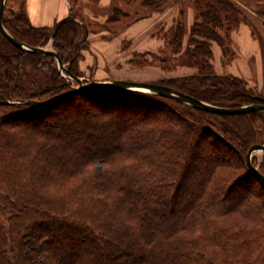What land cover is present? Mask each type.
<instances>
[{
  "label": "trees",
  "instance_id": "trees-1",
  "mask_svg": "<svg viewBox=\"0 0 264 264\" xmlns=\"http://www.w3.org/2000/svg\"><path fill=\"white\" fill-rule=\"evenodd\" d=\"M141 1L146 12L134 21L181 0ZM192 1L197 17L191 45L178 56L186 57L177 64L197 67L199 74L182 87L163 85L218 107L264 104V96L248 90L245 81L213 74L211 44L217 42L224 54L230 52V34L242 23L245 7L254 10L264 27V0H236L240 5L231 0ZM179 15L168 31L161 30L175 51L181 50L186 34L183 12ZM75 16L73 12L54 27H36L22 9L9 20L3 16V24L29 47H43L53 35L54 50L64 64L75 47L86 43L77 40L80 26L85 25ZM1 47L8 55L0 65V101L13 103L0 105L4 109L0 116V264H264V183L247 166L250 147L264 144L257 129L264 113L217 115L142 92L136 94L146 105L118 101L110 105L103 97L131 92L121 90L82 91L45 106L16 103L46 101L70 92L75 83L66 81L55 65L58 79L53 88L40 93L23 89L26 79L20 63L16 65L12 58L22 62L48 57L53 63L56 59L16 48L0 31ZM73 55L80 57L79 52ZM151 63L132 62L136 67ZM68 68L81 77L75 62ZM208 81L214 82L211 91L201 86ZM225 90L229 97L224 99ZM60 104L64 106L58 108ZM172 104L181 108L183 122L166 120V128L159 130L149 119L161 110L176 114ZM95 111L107 115L105 128L113 130L105 133V141L90 125L99 116ZM194 111L225 118L236 131H223L201 120L194 129L188 122ZM9 124L13 126L3 129ZM171 130L181 133L177 142L149 147L139 143L140 135L146 143L157 134L169 139ZM135 132L137 137L132 136ZM66 139L81 147L65 144ZM215 144L226 147L230 152L226 156L238 161L236 171ZM96 163L103 167L92 171ZM253 163L264 175V159L254 158ZM203 165L206 172L195 180ZM179 204L184 209L177 215Z\"/></svg>",
  "mask_w": 264,
  "mask_h": 264
},
{
  "label": "rangeland",
  "instance_id": "rangeland-1",
  "mask_svg": "<svg viewBox=\"0 0 264 264\" xmlns=\"http://www.w3.org/2000/svg\"><path fill=\"white\" fill-rule=\"evenodd\" d=\"M231 1L237 3L236 0H231ZM27 2L28 0H6V7L3 16L7 20H9L14 15L19 14L20 11H22V9L27 10L26 7ZM68 2L71 4V7L73 8L72 11L76 15L75 18L79 22L85 25V26L83 25L80 26L78 30L79 34L77 40L83 41L85 39L86 43L84 46L81 45L79 48L76 47L74 48L73 54L79 52L80 57L74 59V55L71 54L70 59L64 63V66L66 67V69H69L68 68L69 65L72 62H75L77 65V69L81 74V78L86 79L84 81L85 83H89V81L104 82L107 80L119 79V80H129L134 82L155 83L160 85L173 83L175 86L182 87L181 85L185 83L184 81H188L189 79L196 77L199 74V69L197 67L188 66L186 64H182V65L177 64L179 63V60H182V58L186 57L183 56L180 58L178 56L185 54L189 50V47L191 45L190 43L191 27L195 23L197 17L196 11L194 9V2L192 0H181L179 4L169 6L166 10L159 13H155V14L164 13L168 9H173V8H175L177 11L176 18H174L171 21L172 23H169L167 25L162 24L159 27H157L155 30L153 38L159 40L160 48L158 51L155 52L148 51L145 53H130L129 52L130 43L125 42L124 40V42L122 43V48H120V50L115 47L114 48L110 47L107 50L106 54H97L96 52H94L92 49L93 43L95 41H98L100 43H102L103 41H108L110 43V42H115L114 40H117L116 43H118L119 39L118 38L115 39V37L118 36V33L120 32L121 34L124 30H126L128 27H130L132 24L136 22L134 20L137 16H140L144 14V12H146V10L142 7V1L115 0L114 7H111L110 9L99 7L98 5H96L97 3L96 0H92L89 2L87 0H68ZM180 11L183 12L182 18L186 28V34L183 40L181 50L178 49L177 51H175L167 43V39L165 38L166 32L164 31H168L170 27L175 23L176 19L179 18ZM253 11H254L253 9L250 10L247 7H245V9L243 8V12H242L243 21L230 34L229 43L231 50L229 53L224 54L223 49L220 47V45L217 42L211 43L215 51V58L213 55V59H212V64H213L212 72L215 76H219L222 78L225 76H231L239 80L241 79L247 83L246 88L248 90H251L255 94L258 95L261 94L264 96V27L262 23L257 19L256 14ZM124 13H127L128 16H125L126 14ZM68 16H71V14ZM148 18L150 17L144 19H148ZM162 29H164V31H161ZM221 34L225 36L226 33L224 29H222ZM53 38L54 36L52 35L48 39V41L43 45V47L54 50L56 44ZM0 53H2V56L0 57V65H1L2 62L4 61V56L8 55V50L5 47H1ZM140 54H144L143 55L144 58H140L137 56ZM112 57L115 58L116 60L115 61H112V59L110 60V58ZM12 59L16 65H18L19 63L21 65V66L18 65L20 68V72L22 74L21 76L25 77L26 79V81H22L23 89H28L30 90V92L32 91V92L40 93L43 91V89L48 90L49 88H53V86L55 85V82L58 79L53 70L55 65H56V69H58V71L60 72L57 60H54L55 62L53 63L52 59L48 57H45L44 59L25 58L22 60V62L20 59L17 58H12ZM39 59H41L42 61ZM145 59L149 62L152 61V63L144 67H136L135 65L132 64L134 60L138 62H140L141 60V62L142 61L144 62ZM163 60H165L166 63H164ZM60 74L66 79V81H74L75 84L73 86L78 87V82L75 79L70 78L69 73L67 71H62V73L60 72ZM205 84L206 85L204 86L201 85V86L206 87V91L209 90L211 91L212 88H214V82L212 81L205 82ZM50 93L51 92L43 95V97H47L48 95H50ZM136 93H141V92L131 91L123 94H111V95L105 94L106 96L103 97H106L105 100L109 101L107 103L110 105H116L117 103H115V101H118L119 104L140 103L141 105H146V102L143 99H140ZM225 94L226 96L223 97L224 99L225 97L226 98L229 97L228 92L226 90H225ZM92 97L93 96L91 95L89 96L91 100ZM172 105L176 106L175 104ZM62 106L64 105L60 104L58 108ZM171 109H173V107ZM173 111L176 114L170 115L167 112L164 111L162 112L161 110V112L159 111L157 115L152 116L149 120L151 122L152 121L156 122L159 130L162 131L166 128V125L164 124V121L166 120H171L176 123L182 124L184 119V114L182 113L181 108L176 106L174 107ZM3 112L4 109L0 108V116L2 115ZM95 113H98L99 116L97 115L98 117L95 118V121L93 119L90 125L96 128L97 132L101 133L102 136L104 135V138L102 140L105 141L106 136L108 137V135H106L105 133L111 131L113 132V130L112 129L110 130L109 128H105L106 127L105 118L107 119V115H105L104 112L95 111ZM190 115L192 116V119H189L188 122L189 124L192 125L194 129H197L196 126L197 121L201 120L203 124H207L208 126L219 128L220 130L222 129L223 131L224 130L236 131V127L232 123L226 121L225 118L212 116L205 112H199V111L191 112ZM67 121L69 123L72 122L73 125H76V121L73 118L70 119L68 118ZM19 125H23V124L19 122L17 126ZM12 126L13 125L11 124L5 125L3 126V129L10 128ZM257 129L260 132V141L264 142V122L259 123L257 125ZM138 133L139 132H135L132 136L137 137ZM170 133H169V139H168V135L167 136L165 135L167 137L166 138L164 135L157 134L151 141H149L151 143H146V141L143 140L144 136L141 135H140V140L139 139L138 140L140 144H144L149 147L151 146L150 144L152 143L153 144L163 143V141L168 142V140L177 142L181 138L180 132H173L171 130ZM234 140L236 145H240L238 139H234ZM64 142H66L65 144L69 146L72 145V147L73 146L77 147V149L81 147L80 143H77L74 140L66 139ZM213 147H217V151L221 147L219 153L223 154L225 158L228 157L227 158L228 160L227 159L226 160L227 162L232 164L231 165V168L233 167L232 171H236L237 169L234 168L235 167L234 165H237L238 161L234 158L230 159L231 155L226 156V153L228 152L227 148L216 144ZM255 158H257V160L261 162L264 159V153L257 154ZM205 166L203 165L202 168L199 170L198 175L194 177L195 180H198L199 176L201 178V176H203V173L206 172L207 169ZM102 167L103 166L96 163L94 169L91 170L92 171H94L95 169L99 170L100 168L102 169ZM47 174L48 173H46V175ZM237 175L238 174H236V178L238 177ZM244 189L245 187L243 186L242 193ZM163 198L165 197L160 196L158 199H163ZM236 202L238 203V201H235L232 203V205H236L237 204ZM183 209L184 207L179 204L175 207V213L179 215L180 213H182ZM232 220L234 219L232 218ZM46 264H54V262L50 261V262H46Z\"/></svg>",
  "mask_w": 264,
  "mask_h": 264
},
{
  "label": "water",
  "instance_id": "water-1",
  "mask_svg": "<svg viewBox=\"0 0 264 264\" xmlns=\"http://www.w3.org/2000/svg\"><path fill=\"white\" fill-rule=\"evenodd\" d=\"M6 7V0L1 1L0 5V31L4 35V37L9 40L13 46L16 48L23 50V51H30L32 53L37 54H46L53 56L58 61L59 70L67 71L69 73V77L75 79L78 82V87H74L70 92L52 97L46 101L37 102V101H22L16 103H25L28 105H37V106H45L58 100L63 97H67L69 95H74L78 92L88 91V90H121V91H139L145 92L150 94L159 95L171 100H175L181 103L188 104L196 109L207 111L217 115H244L254 112H262L264 113V104H252V105H245L237 108H225V107H218L212 104L203 102L198 100L186 93L177 91L169 86L155 84V83H147V82H134V81H127V80H108L104 82H97V81H89V83H85L86 79L81 77H76L70 73V69H66L64 66L59 54L52 50L47 49L44 47H29L25 43H22L14 36H12L8 30L5 28L3 24V14ZM64 20V19H63ZM13 102L10 101H0V105L2 104H12ZM264 153V144H255L252 145L247 153V166L248 168L253 171L264 183V175L260 172L259 167L254 165L253 160L257 154Z\"/></svg>",
  "mask_w": 264,
  "mask_h": 264
},
{
  "label": "crops",
  "instance_id": "crops-1",
  "mask_svg": "<svg viewBox=\"0 0 264 264\" xmlns=\"http://www.w3.org/2000/svg\"><path fill=\"white\" fill-rule=\"evenodd\" d=\"M87 1L89 2L92 0ZM114 1L115 0H96V5L102 8L110 9L111 7H114ZM26 7L29 19L36 27H54L58 22L73 13V8L68 0H28ZM176 14L177 11L173 8L168 9L164 13L153 14L148 19L143 18L138 20L121 34L120 32L118 33V36L115 37V39H119L118 43H116L117 40L110 43L108 41H101L102 43L95 41L92 45V49L97 54H106L110 47H115L120 50V48H122V43L125 40V42L130 43V53L158 51L160 48L159 40L153 38L155 30L162 24L167 25L172 23L171 21L176 18ZM213 55L215 58L214 48ZM111 59L112 61L116 60L113 57L110 58V60Z\"/></svg>",
  "mask_w": 264,
  "mask_h": 264
},
{
  "label": "bare ground",
  "instance_id": "bare-ground-1",
  "mask_svg": "<svg viewBox=\"0 0 264 264\" xmlns=\"http://www.w3.org/2000/svg\"><path fill=\"white\" fill-rule=\"evenodd\" d=\"M108 81V80H107ZM127 81H129V80H127ZM260 154H262V153H260Z\"/></svg>",
  "mask_w": 264,
  "mask_h": 264
}]
</instances>
